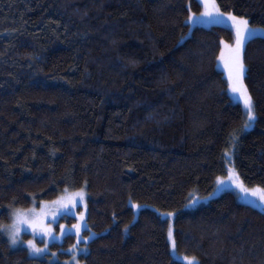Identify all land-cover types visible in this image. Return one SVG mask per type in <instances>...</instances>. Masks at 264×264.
Wrapping results in <instances>:
<instances>
[{
    "label": "trees",
    "instance_id": "1",
    "mask_svg": "<svg viewBox=\"0 0 264 264\" xmlns=\"http://www.w3.org/2000/svg\"><path fill=\"white\" fill-rule=\"evenodd\" d=\"M216 2L264 27V0ZM189 5L203 11L197 0H0V226L9 205L85 188L96 233L85 264H184L171 253L166 212L179 254L264 264V210L233 191L186 208L227 175L233 137L242 182L264 189V36L243 50L257 115L244 131L243 107L217 67L235 31L191 29ZM132 203L147 205L138 218ZM74 243L68 235L51 249L67 259ZM0 264L63 262L0 235Z\"/></svg>",
    "mask_w": 264,
    "mask_h": 264
},
{
    "label": "snow or ice",
    "instance_id": "2",
    "mask_svg": "<svg viewBox=\"0 0 264 264\" xmlns=\"http://www.w3.org/2000/svg\"><path fill=\"white\" fill-rule=\"evenodd\" d=\"M198 4L203 7V11L197 17L196 14L191 13L190 5L188 6L189 16L187 20L189 22H196L197 20L207 23H223L230 22V26L235 30V48L233 49L234 57L232 60L231 67L229 68L228 75V88L232 93L237 94V98L242 100L244 106V115L246 120L243 124V129L247 130L255 122L254 107L251 96L247 92V88L243 84V73L245 71L244 65L241 59V49L246 39L254 38L257 33H264V28H252L249 26V21L243 17H237L231 13L221 12L219 5L216 0H197ZM223 43V42H222ZM223 59V53L221 54ZM235 137L230 141V145L234 147ZM223 160L225 163V170L227 172V181L236 184L242 191H248L244 188L242 182L237 183L239 174L236 172L234 167L229 165L233 164L232 153L225 152L223 154ZM226 181L221 177H217V188L221 190L220 186L225 185ZM258 191H264V189H253V195ZM191 195V194H190ZM85 192L83 188L77 191L69 192L67 188L64 189L62 195H59L57 199L51 201H41L39 210L36 207V198L33 196L31 203L33 207L28 209L12 208L8 206V215L12 222L7 225L0 226V235H4L8 239L10 246L26 245L29 255H45L49 241L61 240L66 235L72 234L75 236V243L71 246L69 251L72 253V259L74 264H79L76 261V254L79 252L87 253V241L90 240L96 233L92 232L88 226L85 218L84 211L79 213L76 212L78 206H82L86 209L84 203ZM260 200L264 202V196L260 197ZM198 203V200L192 199L189 205L191 206ZM133 208H140L141 205L132 204ZM159 212V210H156ZM163 217L171 218L175 215L173 212L161 213ZM69 216L76 219V223L70 227H66L64 224L59 223L61 218L67 219ZM53 225H57L59 231L53 228ZM87 229V235H81V232ZM22 232H30L31 235L36 238L39 237L44 242V247H37L35 239L23 240L21 238ZM127 232V226L125 227ZM168 240L173 253L176 252V241L173 237V229L171 226L168 228ZM85 244L84 248H79L78 245L81 243ZM55 256V253H52ZM178 255V254H177ZM181 259L185 261V264H198L195 257L184 256Z\"/></svg>",
    "mask_w": 264,
    "mask_h": 264
},
{
    "label": "rangeland",
    "instance_id": "3",
    "mask_svg": "<svg viewBox=\"0 0 264 264\" xmlns=\"http://www.w3.org/2000/svg\"><path fill=\"white\" fill-rule=\"evenodd\" d=\"M232 15H233V14H232ZM196 16L198 17L199 14H196ZM234 16H235V15H234ZM237 17H239V16H237ZM244 19H246V18H244ZM247 20H248V19H247ZM248 21H249V20H248ZM188 22H189V21H188ZM189 23H190V27H191V29H192L194 26H197V25L210 26V25H212V24H216V23L201 22V21H199V20H197V21L194 22V23H193V22H189ZM217 24H223V25H227V26L231 27V26H230V22H223V23H217ZM249 26L252 27V28H264V27H260V26H252L250 23H249ZM233 30H234V29H233ZM234 31H235V30H234ZM256 36H264V33H257ZM256 36H255V37H256ZM249 39H250V38H249ZM249 39H246V40H245V42H244V44H243V46H242V49H241V53H240V55H241L242 62H243V50H244V47H245V45H246V42H247ZM235 44H236V42H235V43H230V44H229V43H224V45H223V51H222V53H223V59H221V56H220L219 61H218V64H217L218 69L224 72V75H225V77L227 78V81H228V75H229V68L231 67L232 60H233V57H234L233 49L235 48ZM222 53H221V54H222ZM243 65H244V69H245V71H244V73H243V84H244L245 87L247 88V85H246V82H245L246 65L244 64V62H243ZM227 90H228V93H229L231 99H232L233 101H235V102L240 103V104L242 105V107H243V111H244V106H243V102H242V100H239V99L237 98V94H236V93H232L231 90H230L228 87H227ZM247 92H248V94L250 95L248 88H247ZM250 96H251V95H250ZM251 98H252V97H251ZM252 102H253V99H252ZM253 107H254V103H253ZM254 114H255V117H256L257 115H256V113H255V110H254ZM244 116H245V115H244ZM245 120H246V117L244 118V122H245ZM255 120H256V119H255ZM243 124H244V123H243ZM254 124H255V122H254V123L252 124V126H251L250 128H248L247 130L252 129L253 126H254ZM243 130H244V129H243ZM244 131H246V130H244ZM235 142H236V140H235ZM235 142H234V147L231 146L230 149L226 150V152H231V153H232V160H233V163H234ZM229 166L235 168V166H234L233 164H232V165H229ZM235 170H236V168H235ZM236 172H237V170H236ZM237 173H238V172H237ZM220 177L226 181L225 185L220 186V189H221V190H216V191H214V189L217 188V181H216V183H215V187H214L213 191H212L210 194H208V195H199V194H195V195L192 197V199H196V200H198V203H195V204H193V205H191V206H187L186 208H196V207H198V206H200V205H203V204L209 203L213 198L219 197V196H221L223 193H225V192H227V191H233V192H235V193L237 194L238 198H239L241 201H243V202H247V203H249V204H252V205H254V206H256V207H258V208L264 210V202H262V201L260 200V197H261V196H264V191H258L255 195H253V192H252L253 189H262V188H260V187H249V186H246V185L242 182V180H241V178H240V176H239V179L237 180V183L242 182L243 185H244V188L248 189V191H242L240 188H238V187L236 186V184L227 181V175H225V176H220ZM67 189H68L69 192L77 191V190H73V189H70V188H67ZM83 189H84V192H85L84 203L86 204L87 207H86V209H84L82 206H78L77 209H76V212L79 213V212H81V211H84L85 218H86V220H87V214H88V194H87L86 189H85V188H83ZM62 194H63V193H62ZM62 194H61V195H62ZM56 199H57V198H56ZM192 199H191V200H192ZM54 200H55V199H54ZM191 200H190V201H191ZM50 201H51V200H50ZM190 201H189L186 205H189V204H190ZM132 204H137V203H132ZM39 205H40V204H39ZM39 205H36L37 210H39ZM137 205H140V204H137ZM32 207H33V206H32ZM143 207H147V205H141L140 208H135V218H138L139 212H140V210H141ZM30 208H31V207H30ZM26 209H28V208H26ZM26 209H25V210H26ZM162 217H163V216H162ZM70 218H73V217L69 216L67 219L61 218V219L59 220V223L64 224L66 227H70L72 224H74V223L77 222L76 219H75L73 222H70ZM163 218H165V219H169V226H171L172 229H173V237H174V216H172L171 218H167V217H163ZM11 222H12V220L10 221V223H11ZM10 223H9V224H10ZM87 223H88V222H87ZM53 228L56 230V232L59 231L57 225H53ZM86 230H87V229H84V230L81 232V235H82V236L85 235V231H86ZM69 235H72V234H69ZM67 236H68V235H66V236L63 237L61 240H58V241H49V242H48L47 251H46V254H45V255H30V256H32V257H37V258H43V257H45V256H50V259H51L52 262H58V261H61V262H63V264H74L73 259H72V253H71L70 251H69V252L71 253V256H70L69 258H67V259H61L59 253H57L56 251H53V250L51 249V245H52V244H54V243H62V242L65 240V238H66ZM95 236H96V235H95ZM93 237H94V236H93ZM93 237H92V238H93ZM6 238H7V237H6ZM21 238H22L23 240L35 239V242H36L37 247H40V248H43V247H44V242H43L39 237L34 238V237L31 235L30 232H22V233H21ZM92 238H91V239H92ZM91 239H90V240H91ZM174 239H175V238H174ZM90 240L87 241V244H88V242H89ZM12 247H13V248H24V249H27V246H26V245H17V246H12ZM78 247H79V248H84L85 246L83 245V242H82L80 245H78ZM86 247H87V246H86ZM27 251H28V249H27ZM87 252H88V247H87ZM28 253H29V252H28ZM52 253H55L56 255L53 256ZM82 253H84V252H79V253H77V254H76V257H75L76 261H78L79 264H85V262L81 261V259H80V255H81ZM171 253H172V255H173V258L178 259V260L182 261V262L185 264V261H183V259H181V258L184 257L185 255H183V254H179L178 251H177V249H176V252H175V253H173L172 250H171ZM177 254H178V255H177ZM187 257H188V256H187ZM189 258H191V257H189ZM196 260H197V259H196ZM197 261H198V260H197ZM198 264H200L199 261H198Z\"/></svg>",
    "mask_w": 264,
    "mask_h": 264
}]
</instances>
